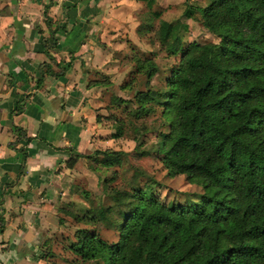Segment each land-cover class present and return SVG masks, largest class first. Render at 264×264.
I'll return each mask as SVG.
<instances>
[{
	"label": "trees",
	"instance_id": "trees-1",
	"mask_svg": "<svg viewBox=\"0 0 264 264\" xmlns=\"http://www.w3.org/2000/svg\"><path fill=\"white\" fill-rule=\"evenodd\" d=\"M142 1L146 20L138 30L156 32L175 60L161 86L133 94L131 113H157L166 127L155 149L159 161L168 175L183 174L202 191L163 202L149 186H137L114 196L129 206L119 211L114 242L78 228L67 247L103 264H264V0H207L197 8L199 22L218 42L184 44L187 24L160 18L156 0ZM194 8L186 6L183 16L193 18ZM135 69L148 79L158 67L145 57ZM111 102L125 106L130 99ZM123 154L73 151L65 165L84 157L110 166Z\"/></svg>",
	"mask_w": 264,
	"mask_h": 264
},
{
	"label": "crops",
	"instance_id": "crops-1",
	"mask_svg": "<svg viewBox=\"0 0 264 264\" xmlns=\"http://www.w3.org/2000/svg\"><path fill=\"white\" fill-rule=\"evenodd\" d=\"M114 1L144 3L0 0V264H41L38 240L80 178L82 157L65 160L97 146L85 55Z\"/></svg>",
	"mask_w": 264,
	"mask_h": 264
},
{
	"label": "rangeland",
	"instance_id": "rangeland-1",
	"mask_svg": "<svg viewBox=\"0 0 264 264\" xmlns=\"http://www.w3.org/2000/svg\"><path fill=\"white\" fill-rule=\"evenodd\" d=\"M116 2H112L111 9L105 12L101 41L94 44L98 45L94 53L85 55V68L87 79L99 80L87 94L89 104L99 114V122L102 123L94 149L123 150L125 154L121 156L119 164L110 166L89 158L80 159V178H74L65 201L58 205L57 211L61 213L55 214L57 218L50 219V234L38 240L37 258H40L41 264H103L99 259L81 258L67 246L78 228L93 230L108 243L117 239V223L121 217L119 211L129 206L127 200L117 202L114 196H123L137 186H149L163 202H182L196 198L202 191L199 184L187 181L183 174L168 175L159 161L155 149L159 132L166 127L157 113L136 117L131 113L135 107L133 94L148 85L161 86L163 75L173 64L175 56L167 54L156 32L138 30V26L146 20L144 3L132 7L126 1ZM158 2L156 4L162 8L160 18L170 21L179 19L187 24V29L180 33L183 44L188 41L218 42L219 38L199 22L197 8L207 0ZM188 5L195 6L193 18L183 16ZM149 22L156 27L157 19ZM90 53L92 56L88 59ZM145 57H151L158 67L157 72L148 79L135 69ZM127 84L130 86L125 87ZM115 96L125 101L130 99V102L125 106L116 105L111 102ZM140 150L143 152L141 155L138 154Z\"/></svg>",
	"mask_w": 264,
	"mask_h": 264
}]
</instances>
